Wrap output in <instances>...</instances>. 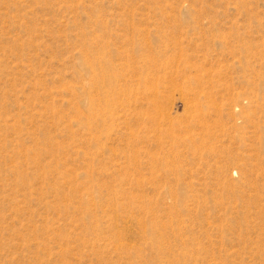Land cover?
Segmentation results:
<instances>
[{"label":"rangeland","instance_id":"rangeland-1","mask_svg":"<svg viewBox=\"0 0 264 264\" xmlns=\"http://www.w3.org/2000/svg\"><path fill=\"white\" fill-rule=\"evenodd\" d=\"M0 264H264V0H0Z\"/></svg>","mask_w":264,"mask_h":264}]
</instances>
